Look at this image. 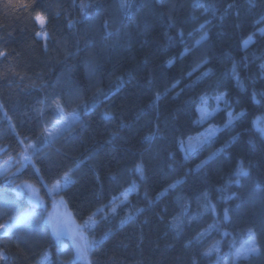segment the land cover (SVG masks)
<instances>
[{
    "label": "trees",
    "instance_id": "obj_1",
    "mask_svg": "<svg viewBox=\"0 0 264 264\" xmlns=\"http://www.w3.org/2000/svg\"><path fill=\"white\" fill-rule=\"evenodd\" d=\"M263 26L264 0H0V164L14 171L0 225H15L0 264H84L20 192L46 200L67 171L58 195L75 223L94 219L89 264H264ZM218 94L220 129L184 151L201 96L212 109ZM56 103L76 118L45 140ZM250 236L258 251L238 260Z\"/></svg>",
    "mask_w": 264,
    "mask_h": 264
},
{
    "label": "rangeland",
    "instance_id": "obj_2",
    "mask_svg": "<svg viewBox=\"0 0 264 264\" xmlns=\"http://www.w3.org/2000/svg\"><path fill=\"white\" fill-rule=\"evenodd\" d=\"M37 22L42 24L43 20L41 16L36 17ZM264 29V26L261 28ZM39 37L45 38L46 34L44 32L38 33ZM223 96L218 94L213 97V103L214 107L208 108V100L206 97L201 96L200 103L197 107V114H198V121L202 124L205 123V127L202 131L199 133H196L190 137H188L184 141L183 149L184 151H191L200 144L208 141L219 129L220 126H217L213 123L209 122L210 117L218 111L220 108L224 107L223 105ZM55 108L60 114L59 120L53 124L50 127H46L44 130V138L45 140L50 139L52 136H48V132L54 131L55 127L60 124L61 121H65V126L62 130L66 128V126L76 118V114L73 112H66L62 109L60 103L55 104ZM231 114V115H230ZM238 115L232 114V112L228 111V121L225 123L228 124L231 122L235 117ZM259 118V122L258 121ZM253 126L255 129H257L263 136H264V113L257 115L253 120ZM61 130V131H62ZM60 131V132H61ZM59 132V133H60ZM56 135V134H54ZM53 135V136H54ZM33 149V147L29 144L25 146L22 153L20 154L19 160L22 162V164L26 163L30 160V151ZM27 157V159H25ZM20 162V163H21ZM10 166L5 163L0 164V174H4L7 176H12L14 174V171H10ZM68 176L69 182L71 180L70 171H67L63 173V175L55 180L54 182L46 185L47 190V199H43L40 197L38 190L36 187L30 183H23L20 186V192H23L25 196L27 197L28 201L33 205H38L42 207L46 211V220L51 228V231L53 235L56 237V239L59 241L61 237L68 238L70 242L73 244L76 254V245H83L85 243H90L92 240L87 234V228L91 226L94 223V219L91 216L89 219H87L82 224L75 223L67 210L62 198L58 195L60 189L64 188L65 185V176ZM132 189L127 188L125 191L120 193L118 197L115 198L113 201L112 206L110 207L109 211H115L118 206L123 205L128 200L129 193ZM46 202H49V205L46 204ZM27 211H25L26 213ZM213 226H209L207 229L204 230V232H208L210 228ZM249 240V239H248ZM247 240V241H248ZM256 245V244H255ZM240 248V247H239ZM238 248V249H239ZM216 251L217 247L215 244H212L209 248V250ZM88 258V257H87ZM84 262V261H82ZM85 264V262H84ZM87 264H89L87 259Z\"/></svg>",
    "mask_w": 264,
    "mask_h": 264
},
{
    "label": "snow or ice",
    "instance_id": "obj_3",
    "mask_svg": "<svg viewBox=\"0 0 264 264\" xmlns=\"http://www.w3.org/2000/svg\"><path fill=\"white\" fill-rule=\"evenodd\" d=\"M122 7H127L126 3H122ZM247 43V42H246ZM231 115V114H230ZM242 115V113H241ZM259 122V118L258 121ZM65 121H61L59 125H57L54 129V131L52 132H48V136H53L54 134H58L63 127L65 126ZM264 130V129H262ZM25 159H27V157H25ZM238 175L241 176H246L248 175L247 171L243 168H241L238 172ZM69 182V178L66 175L65 176V185ZM225 218L227 219V213H225ZM23 219V218H21ZM9 228V230H11L12 227H15V225H11V226H4V225H0V228ZM90 248V243H85L83 245H76V258L79 260H82L85 262V264H87V252ZM211 249L205 253V255L211 254ZM258 251L256 245H255V237L254 236H250L248 241H245L244 244L239 248L236 249L235 255L236 258L239 259H247V257L251 254H254Z\"/></svg>",
    "mask_w": 264,
    "mask_h": 264
}]
</instances>
